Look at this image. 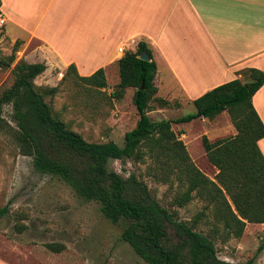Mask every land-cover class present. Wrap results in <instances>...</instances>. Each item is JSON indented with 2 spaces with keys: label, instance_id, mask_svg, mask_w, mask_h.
<instances>
[{
  "label": "trees",
  "instance_id": "16d2710c",
  "mask_svg": "<svg viewBox=\"0 0 264 264\" xmlns=\"http://www.w3.org/2000/svg\"><path fill=\"white\" fill-rule=\"evenodd\" d=\"M19 44L16 40L11 53L0 57L1 68L15 61ZM142 53L148 60L139 58ZM117 64L119 79L110 96L120 99L133 88L132 102L138 114L121 144L88 141L72 130L45 100L46 95L58 92V86L35 83L46 64L23 59L11 69L12 83L0 91V132L9 134L19 151L32 157L36 171L56 176L84 199L96 201L111 223L122 222L123 240L148 264H236L218 257L216 240L240 238L248 222L264 223V156L258 146L264 124L252 104L264 72L248 68L242 79L219 84L194 99L195 112L153 120L148 114L150 102L164 107L170 101L156 96L157 67L151 49L139 41ZM70 79L89 88L108 86L102 67L81 76L71 64L61 82ZM5 105L11 106L13 126L3 117ZM224 111L235 134L213 141L202 135L206 157L217 169L212 179L195 164L180 138L183 132H175L172 124L200 117L212 120ZM112 160L145 164L147 175L173 189L169 205L155 197L140 173L123 176L111 169ZM196 197L204 201L203 208L191 218L181 219L177 208ZM7 212V206L0 207V216ZM46 246L56 252L64 247L59 243ZM255 256L241 264H253Z\"/></svg>",
  "mask_w": 264,
  "mask_h": 264
},
{
  "label": "rangeland",
  "instance_id": "374dc122",
  "mask_svg": "<svg viewBox=\"0 0 264 264\" xmlns=\"http://www.w3.org/2000/svg\"><path fill=\"white\" fill-rule=\"evenodd\" d=\"M10 25L4 26L9 30ZM3 27L0 26V39ZM13 45L0 40V57L11 53ZM10 67H0V91L13 81ZM65 70L50 69L38 75L35 83L40 86H58L54 96H45L54 112L80 133L86 140L103 142L113 140L121 144L126 131L134 127L138 114L132 102L134 89L129 88L120 99L111 98L118 75L113 68L108 70L106 88H89L72 79L61 82ZM170 107H174L170 104ZM158 104L150 102L148 112L153 120L175 119L195 112L193 104L175 112H159ZM3 117L10 124V105L3 107ZM172 128L180 134L187 151L195 164L209 177L217 173L208 161L202 146V135L211 141L235 134V129L226 111L212 120L197 118L182 123H173ZM145 164L112 160L109 167L127 176L140 173L153 194L163 205H169L173 189L168 184L158 183L145 173ZM8 212L0 216V257L13 264H148L138 256L121 234L123 223H111L100 211L99 204L86 200L56 176L43 174L34 169L31 156L22 154L9 134L0 132V207ZM204 201L193 199L187 206L177 208L181 219L191 218L202 209ZM172 208H176L172 206ZM25 227L19 231V227ZM47 243H59L64 247L56 252ZM260 252L256 254L258 248ZM220 259L241 264L253 257V264H264V223L245 226L240 238L226 242L216 240Z\"/></svg>",
  "mask_w": 264,
  "mask_h": 264
},
{
  "label": "crops",
  "instance_id": "0c3cea01",
  "mask_svg": "<svg viewBox=\"0 0 264 264\" xmlns=\"http://www.w3.org/2000/svg\"><path fill=\"white\" fill-rule=\"evenodd\" d=\"M0 17V40H19L17 58L45 71L73 64L88 76L102 67L107 78L114 68L119 79L118 60L146 42L156 96L174 105L159 112L176 113L248 68L264 72V0H0ZM252 104L264 124V82ZM258 146L264 156V137Z\"/></svg>",
  "mask_w": 264,
  "mask_h": 264
},
{
  "label": "water",
  "instance_id": "95a60500",
  "mask_svg": "<svg viewBox=\"0 0 264 264\" xmlns=\"http://www.w3.org/2000/svg\"><path fill=\"white\" fill-rule=\"evenodd\" d=\"M139 58L143 59V60H148V56L146 53H142L139 55Z\"/></svg>",
  "mask_w": 264,
  "mask_h": 264
},
{
  "label": "built area",
  "instance_id": "2783aa9c",
  "mask_svg": "<svg viewBox=\"0 0 264 264\" xmlns=\"http://www.w3.org/2000/svg\"><path fill=\"white\" fill-rule=\"evenodd\" d=\"M4 23V19L0 17V26H2Z\"/></svg>",
  "mask_w": 264,
  "mask_h": 264
}]
</instances>
